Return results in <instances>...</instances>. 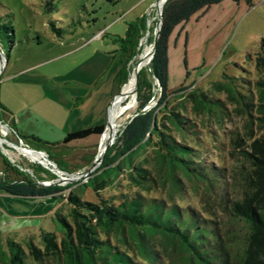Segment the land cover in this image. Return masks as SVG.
Listing matches in <instances>:
<instances>
[{
    "label": "trees",
    "instance_id": "trees-1",
    "mask_svg": "<svg viewBox=\"0 0 264 264\" xmlns=\"http://www.w3.org/2000/svg\"><path fill=\"white\" fill-rule=\"evenodd\" d=\"M223 1L165 0L163 3L156 50L148 65L156 86L139 71L134 115L105 152L101 173L91 174L79 185L90 189L94 200L83 199L84 192L77 193L72 188L76 184L62 188L43 186L34 180L0 179V191L3 193L20 197H50L64 204L52 219L61 224V237L58 238L54 232L43 231L40 246L29 240L24 244L25 248L22 243L7 241V252L3 253L6 264H264V80L256 81V103L253 94L248 96L235 90V87L244 88L236 81L246 82L242 78L226 77L227 86L220 82L213 84L217 89L226 87L248 118L252 117L249 110L254 112V122L262 131L258 137L250 133L246 147H242L245 141L236 138L234 145L240 166L229 184L224 180L225 168L203 162L198 149L177 140L175 133L193 134L194 125L181 113L168 110L166 105L170 97L167 92L169 37L174 28L191 15ZM231 1L238 3L240 0ZM243 1L251 6L253 0ZM144 33V16L127 28L113 83L115 93L127 81L128 62L134 57L138 40ZM13 39V26L0 20V48L4 49L3 40L11 47ZM256 66L264 67V36L259 42ZM129 80L122 89L119 104L125 102ZM155 87L158 97L151 105ZM188 97L205 108L207 113L217 117L226 114L220 99H211L193 89ZM160 112L165 114L163 121L158 118ZM7 119L16 140H22L35 150L45 151L63 170L67 169L66 165L54 157V148L100 136L105 129L104 125L94 126L68 133L60 143H49L14 133L9 112L0 104V122L5 123ZM247 122L252 123L251 120ZM148 147L158 153L162 164L148 167L143 163L146 159L137 161L138 155ZM120 178L135 190L105 196L102 192L115 190ZM181 179L191 186L200 187L208 198L217 200V206L226 218L218 220L217 212L205 210L200 214L192 207L176 203V195L183 191ZM157 188L166 189L167 198L151 196ZM68 189L70 191L64 195ZM227 221L237 226L240 232L231 244L222 235ZM155 237H159L163 246H168L169 252L174 254L162 255L153 245Z\"/></svg>",
    "mask_w": 264,
    "mask_h": 264
},
{
    "label": "rangeland",
    "instance_id": "rangeland-1",
    "mask_svg": "<svg viewBox=\"0 0 264 264\" xmlns=\"http://www.w3.org/2000/svg\"><path fill=\"white\" fill-rule=\"evenodd\" d=\"M155 1L0 0V20L6 25L11 24L14 29L13 45L9 47L3 40L4 51L11 64L9 68L36 65L73 46H84V41L92 42L85 45L75 57L77 73L84 78L81 85L87 89L91 87L88 83L94 79L93 87L98 85V88L105 91L110 89L112 96L107 103L109 104L116 94L113 83L121 61L122 39L128 26L144 16L145 33L138 40L134 57L128 62L126 83L135 67L142 63V49L153 46L157 24ZM263 36L264 0H253L251 6H247L243 0L238 3L225 0L191 15L187 21L174 28L168 39L167 92L170 97L166 103L167 109L181 113L193 123L195 129L193 134L184 132L183 135L175 133V136L179 142L198 149L203 162L225 168L224 180L228 184L240 166L238 151L234 145L236 138L245 141L242 147H246L250 142V133L258 137L262 131L254 122V112L249 110L252 117L248 118L241 111L243 107L233 101L226 87L217 89L213 84L220 82L226 85V77L242 78L246 82L238 79L236 81L244 88L235 87V90L248 96L253 94V101L256 103V81L264 80V67L256 66L259 42ZM144 37L145 43L141 46ZM50 64L47 63L45 67L39 64L37 69L29 73L31 78L38 80L37 77L45 78L50 71L65 72L70 67L67 64ZM95 70L97 76H91ZM140 71L156 86L148 66ZM2 78L3 73L0 81ZM126 83L121 86V93ZM128 85L125 102H116L121 98L120 94L114 100L117 103L114 109L127 104L130 97ZM178 89L182 91L177 92ZM191 89L198 94L202 92L211 99H220L226 114L217 117L207 113L205 108L188 97ZM134 94V103L111 126L110 139L113 143L136 111V93ZM154 94L151 105L156 103L158 97L156 87ZM160 108L165 111L163 107ZM164 115V112H160L158 118L163 121ZM248 120L252 123L249 124ZM106 121L104 119L102 125L105 126ZM0 138L3 139L0 141V179L5 177L13 181L34 180L41 185L45 183L62 188L76 184V187H72L74 191L84 192L82 197L85 200H94L90 189L79 185L89 179L91 174L96 176L101 173L102 160L95 164L97 153L107 144L101 135L54 148L52 154L66 165V170L51 160L45 151L35 150L26 146L22 140H16L8 119L5 123L0 122ZM20 149L40 153L42 158H32L28 153L19 151ZM144 159L147 160L143 162L144 166L157 167L162 164L158 153L152 147L146 148L137 157L140 162ZM87 171L89 173L84 175ZM181 186L183 191L176 195V203L192 207L200 214L205 210L217 212L218 220L224 217L217 206V200L208 198L200 187L191 186L185 179H181ZM70 189L63 194L66 195ZM131 189V185L120 178L115 190L106 189L102 193L107 196L113 192H128ZM151 196L167 198L166 189L157 188ZM62 204L58 199L50 197H20L0 193V264H6L3 253L7 252V241L22 243L25 248L24 244L29 240L40 246V235L43 231L54 232L60 238L62 226L52 219L54 213L62 208ZM238 229L232 222L227 221L222 229L224 240L230 244L234 242L240 234ZM153 245L162 255L174 254L169 252L168 246H163L164 243L159 237L153 239Z\"/></svg>",
    "mask_w": 264,
    "mask_h": 264
},
{
    "label": "crops",
    "instance_id": "crops-1",
    "mask_svg": "<svg viewBox=\"0 0 264 264\" xmlns=\"http://www.w3.org/2000/svg\"><path fill=\"white\" fill-rule=\"evenodd\" d=\"M91 43L84 41V46H73L39 63L45 67L53 61L51 64H67L70 67L65 72L44 73L49 75L37 77L38 80L31 78L29 73L39 64L10 69V61H7L0 81V104L9 112L14 133L60 143L68 133L103 124V120L107 119V103L112 96L110 89L105 91L98 85L93 87L95 79L88 83L91 87L87 89L81 85L84 78L77 73L75 57ZM91 76L96 77L97 71ZM85 80L88 78L85 77ZM116 104L111 105L109 116Z\"/></svg>",
    "mask_w": 264,
    "mask_h": 264
},
{
    "label": "bare ground",
    "instance_id": "bare-ground-1",
    "mask_svg": "<svg viewBox=\"0 0 264 264\" xmlns=\"http://www.w3.org/2000/svg\"><path fill=\"white\" fill-rule=\"evenodd\" d=\"M161 6V2H158L155 4V7H160ZM150 24V23H149ZM150 26V25H149ZM148 32V31H147ZM145 37L143 38L142 42H141V46L145 43ZM140 49V48H139ZM152 51V48H143L142 49V63L137 67V70L140 71L141 68L148 66L149 64V60H150V53ZM139 52V51H138ZM135 72L136 69H134V71L131 73L130 76V80H129V85H128V90L130 92V97L129 100L127 101V104L124 105L123 107H119L118 109H114L112 111V113L109 116V128L102 134V137L104 138V141L108 142V140L110 139V133H111V126L114 123L115 119L129 106H131L134 103V89H135ZM121 100H117L116 102H120ZM115 102V101H114ZM113 102V103H114ZM112 103V104H113ZM102 138V139H103ZM2 141V140H0ZM101 148V144L99 149ZM104 146L100 149V151L97 153L96 155V159H95V164H98V162L100 161L101 158V154L103 152ZM19 151L25 153L26 151L24 149H20ZM26 153H28V155L32 158L35 159H41L42 158V154L37 153V152H32V151H27ZM44 162V161H42ZM45 163V162H44ZM74 179V178H73Z\"/></svg>",
    "mask_w": 264,
    "mask_h": 264
},
{
    "label": "water",
    "instance_id": "water-1",
    "mask_svg": "<svg viewBox=\"0 0 264 264\" xmlns=\"http://www.w3.org/2000/svg\"><path fill=\"white\" fill-rule=\"evenodd\" d=\"M158 2H161V6L160 7H156V14H157V24H156V27H155V31H154V37H153V46H152V51L150 53V59L153 57V54L156 50V45H157V39H158V36H159V30H160V26H161V22H162V17H161V13H162V5L163 3L165 2V0H156L154 4L158 3ZM9 50V49H8ZM7 56L5 54V51L4 49H1L0 48V75L3 73L5 67H6V64H7ZM136 69V72H135V89H134V93H136L137 91V87H138V84H139V76H138V73L139 71L137 70V68L135 67ZM121 94V91L116 93L111 101L109 102L108 104V113H107V121H106V125H105V129H104V132L109 128V125H110V122H109V109L112 105V103L114 102V100ZM103 132V133H104ZM102 133V134H103ZM102 136V135H101ZM0 140H3L0 138ZM113 143V140L112 139H109L107 144L105 145L104 149H103V152L101 154V158H100V161L98 163L101 162L105 152L107 151V149L111 146V144ZM90 171V170H89ZM89 171L85 172L84 175L88 174ZM77 178V177H76ZM43 186H48V184H45V183H42Z\"/></svg>",
    "mask_w": 264,
    "mask_h": 264
}]
</instances>
